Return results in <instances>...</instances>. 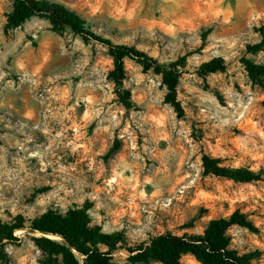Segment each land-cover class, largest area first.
<instances>
[{"label":"rangeland","instance_id":"rangeland-1","mask_svg":"<svg viewBox=\"0 0 264 264\" xmlns=\"http://www.w3.org/2000/svg\"><path fill=\"white\" fill-rule=\"evenodd\" d=\"M57 1L105 40L171 66L183 115L167 103L162 77L136 59L125 58L117 87L103 43L37 17L6 33L13 3L0 0V221L89 203L94 225L123 233L114 260L124 262L126 248L167 232L202 234L240 212L258 231L233 227L231 249L264 264V80L242 63L264 66V51H247L261 41L264 0ZM214 58L226 68L203 74ZM204 157L260 179L207 174ZM15 236L0 244V264L49 262L32 240L41 235ZM183 262L201 264L191 255Z\"/></svg>","mask_w":264,"mask_h":264},{"label":"trees","instance_id":"trees-1","mask_svg":"<svg viewBox=\"0 0 264 264\" xmlns=\"http://www.w3.org/2000/svg\"><path fill=\"white\" fill-rule=\"evenodd\" d=\"M13 10L6 16V33L21 28L29 19L37 17L46 20L57 33H71L85 42L96 41L105 44L114 61L110 79L117 87L124 80L125 58L136 59L147 69H153L162 77L167 87V103L177 109L180 116L183 110L177 101V75L171 66L160 64L143 52L124 45H116L98 35L92 24L82 14L57 0H11ZM261 41L249 45V53L264 51V27L260 29ZM206 37V36H205ZM242 63L252 80H264V66L242 59ZM226 68L221 58H214L201 67L203 74H214ZM121 103L131 108L130 94L119 92ZM116 148L110 153H114ZM203 167L207 174L224 177L240 182H253L260 175L246 169H228L219 165V160L204 157ZM43 192L46 189L41 190ZM92 205L72 206L63 211L49 208L42 215L26 220L18 216L12 222L0 221V244L4 246L17 240L15 233L24 231L28 234L41 235L32 237L35 245L45 253L49 261L45 264H184L183 257L193 256L201 264H246L231 249L229 231L233 227L247 228L257 232L255 225L245 214L235 212L229 218L210 222L202 234L176 235L171 232L152 237L149 242L126 248L128 257L124 262L114 260V254L127 245L122 232L106 233L101 226L94 225L90 215ZM8 261V260H7Z\"/></svg>","mask_w":264,"mask_h":264}]
</instances>
